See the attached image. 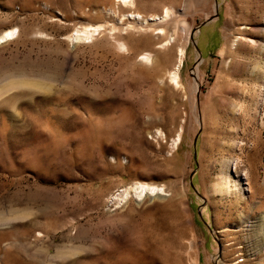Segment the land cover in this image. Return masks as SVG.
<instances>
[{
  "label": "rangeland",
  "instance_id": "1",
  "mask_svg": "<svg viewBox=\"0 0 264 264\" xmlns=\"http://www.w3.org/2000/svg\"><path fill=\"white\" fill-rule=\"evenodd\" d=\"M10 29L0 264H264V0H0Z\"/></svg>",
  "mask_w": 264,
  "mask_h": 264
},
{
  "label": "bare ground",
  "instance_id": "2",
  "mask_svg": "<svg viewBox=\"0 0 264 264\" xmlns=\"http://www.w3.org/2000/svg\"><path fill=\"white\" fill-rule=\"evenodd\" d=\"M117 2L120 3L121 5H124V6H130V7L135 6V0H117ZM137 14H140V13H137ZM171 15H172V9L166 8L162 13L161 19L166 20ZM15 33H16V31L14 29H10V30H7L6 32L2 33L0 35V43L5 42L9 39H12L15 36ZM175 35H176V31H174V33L168 32L166 34V39H165L166 44L171 43L172 39L175 38L174 37ZM90 36H91V34L88 31H86V29L82 30L80 32L77 31V34L74 35L75 39H86V38H89ZM199 45L201 46V50H203L204 54L208 51V49L210 47L208 42H206L204 40V37H202L199 40ZM119 47L122 49H126L127 44L125 42H122L119 44ZM185 50L186 49H184L183 47L180 49L179 59H178L179 61L177 63L178 67L169 76L170 80H172L174 82V84H177L179 82L178 81L179 70H180L181 63L183 61V55L185 54ZM196 68L193 71V74L195 75V80L197 79ZM259 79H260L259 76L255 77L253 88H254V90H261L262 91L263 86L261 87V85L258 84ZM24 85L31 86V84H29V83H21L20 81L19 82H10L9 84H7L5 87H3L0 90V98L6 94L8 95L10 92L18 90L21 86H24ZM36 86L41 88L40 85H36ZM195 91L196 92L198 91V85L195 86ZM193 103H194L192 105L193 110H196L198 107H197L195 99L193 100ZM198 122H199V120H198ZM177 142H178V140H174V145H177ZM236 170H237V168H236ZM231 172H232V170H231ZM239 182H240L239 180L236 181L235 179H233L230 174L228 176L221 174L215 179V181L212 182V184L210 186V190H211L212 194L219 195V196H223V195L229 194V193L231 194L232 192H234V194H238V196L242 198V197H244L245 193L243 192L244 189L240 188L241 184ZM246 184L248 185V183H246ZM157 186L158 185H156L154 183L147 184V183L138 182V183L132 184L131 187L123 190L121 193V197L123 199L125 196L127 197V195H129L131 193V194H135L141 198L144 195V193L147 191L154 192L156 190ZM248 190H249V187H248ZM116 203H120V202L117 201Z\"/></svg>",
  "mask_w": 264,
  "mask_h": 264
}]
</instances>
